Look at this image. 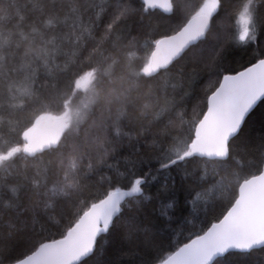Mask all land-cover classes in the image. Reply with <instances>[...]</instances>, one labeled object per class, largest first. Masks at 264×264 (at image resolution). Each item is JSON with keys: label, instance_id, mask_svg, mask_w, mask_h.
Returning <instances> with one entry per match:
<instances>
[{"label": "trees", "instance_id": "trees-1", "mask_svg": "<svg viewBox=\"0 0 264 264\" xmlns=\"http://www.w3.org/2000/svg\"><path fill=\"white\" fill-rule=\"evenodd\" d=\"M205 0H0V264L65 235L90 205L140 183L77 264H154L227 212L241 182L264 164V98L229 142L225 159L190 152L209 95L225 73L264 57V0H219L205 38L149 74L161 36ZM249 8L251 30L238 32ZM95 73L86 117L47 149L24 152L38 120L60 125ZM63 121V122H62ZM213 264H264V246L229 251Z\"/></svg>", "mask_w": 264, "mask_h": 264}, {"label": "water", "instance_id": "water-1", "mask_svg": "<svg viewBox=\"0 0 264 264\" xmlns=\"http://www.w3.org/2000/svg\"><path fill=\"white\" fill-rule=\"evenodd\" d=\"M145 9L174 11L173 0H143ZM211 15L201 12L189 18L177 31L155 42L149 74L169 67L191 46L206 37ZM264 98V57L233 73H225L209 95L207 109L190 142L194 155L225 159L229 142L240 132L246 117ZM60 134L48 115L38 120L23 145L24 152H36L53 145ZM140 183L117 188L92 203L65 235L42 243L25 257L9 264H77L91 255L98 237L106 233L120 214L122 203L138 193ZM264 246V164L260 173L243 180L238 196L227 212L198 234L154 264H213L229 251H249Z\"/></svg>", "mask_w": 264, "mask_h": 264}, {"label": "rangeland", "instance_id": "rangeland-1", "mask_svg": "<svg viewBox=\"0 0 264 264\" xmlns=\"http://www.w3.org/2000/svg\"><path fill=\"white\" fill-rule=\"evenodd\" d=\"M219 6V0H205L200 8V12H205L209 14H213ZM251 12L249 8H245L238 16V32L240 35H244V37L249 34L251 30ZM149 69V66H148ZM78 85L81 90V99L78 101L76 106L73 108L72 112L69 116L66 117L63 121L62 125L59 124L61 122L59 119H56L60 128H65L69 124L79 123L83 121L86 117L88 110L91 108L95 97H96V89H95V73L93 71L87 72L78 80ZM53 120V119H52ZM62 121V122H63ZM56 122V123H57ZM191 152V150H190ZM8 156L6 154L0 153V164L3 159H6Z\"/></svg>", "mask_w": 264, "mask_h": 264}, {"label": "bare ground", "instance_id": "bare-ground-1", "mask_svg": "<svg viewBox=\"0 0 264 264\" xmlns=\"http://www.w3.org/2000/svg\"><path fill=\"white\" fill-rule=\"evenodd\" d=\"M190 18H191V17H190ZM258 104H259V103H258ZM258 104H257L256 106H258ZM255 108H256V107H255ZM255 108H254V109H255ZM254 109H253V110H254ZM253 110H252V111H253ZM250 113H251V112H250ZM250 113H249V114H250ZM249 114H248V115H249ZM247 117H248V116H247ZM247 117H246V118H247ZM95 248H96V247H95Z\"/></svg>", "mask_w": 264, "mask_h": 264}]
</instances>
